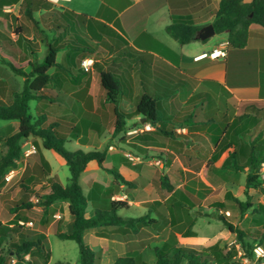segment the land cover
<instances>
[{"label": "crops", "instance_id": "0c3cea01", "mask_svg": "<svg viewBox=\"0 0 264 264\" xmlns=\"http://www.w3.org/2000/svg\"><path fill=\"white\" fill-rule=\"evenodd\" d=\"M244 1L249 2L251 0ZM218 3L219 0H62L57 3L47 0L44 4L42 0H28L26 4V0H0V101L4 100L3 92L13 94L15 91L21 90L24 84V77L23 80L18 78V76H22L12 70L11 63L22 67L26 72L31 70L32 64L42 63L50 43L63 44L66 39H71L73 33L76 34L74 28H77V26H68L64 20L65 17L71 19L75 15L86 16L81 20L85 21L82 25L85 28V37L88 39L86 42L90 44L97 41L102 43L108 40L106 36H99L97 33L99 29H102L103 24L116 28V23H119L120 28L117 27V30L127 41L121 51L123 55L108 51L98 52L105 53L102 59L110 62V65L104 67L99 63V69L111 71L124 77L123 86L126 89L129 88V91L132 90L131 96H126V98H133L134 102L136 97L143 91L142 83L146 85L150 93L161 95L167 93L168 90L173 91L172 95L163 100L166 108L165 115L169 117L178 106L186 109L185 116H189L198 111L199 105L204 108L199 115L208 113L209 108L213 107L212 104L214 106L216 104L215 110L219 109L217 106H220L222 101L226 99L237 105L241 101H264V26L252 23L249 28L247 45L239 50L229 48L228 32L215 33L207 39L198 38L192 42L182 44L166 31V27L173 22L191 23L201 26V28L213 24L216 20L215 11ZM26 8L32 11L38 23L37 28L35 27L38 32L32 31L31 26L28 27L30 24L23 21L22 15L25 14ZM28 20L33 24L30 18ZM23 23L27 25L28 29L25 30L22 27ZM14 25H16L15 30L17 31H11ZM222 45L227 46L228 54L226 57L198 58L201 54L209 53L214 48ZM94 54L82 56L81 49L70 50L65 48L60 50L57 61L63 68L54 67L49 70L50 74L55 75V83L48 87V90L52 92L50 97L53 101L41 99L42 104L48 107L50 105L61 106L62 103L68 102L70 108H82L84 114L93 115L94 118H106L107 120L109 113L114 115L111 113L110 108H105L102 112L97 110L98 104H104L106 99H98L96 92L99 90L102 97H106V95L100 83L98 65H95L96 62H100V59L96 60ZM40 57L42 59L39 61ZM87 57L93 58L95 61V67L93 66L90 71H86L81 64L82 60ZM169 75H172V78ZM135 87H137V92L134 91ZM122 99H125V97ZM189 106L191 110L188 111ZM112 117L116 120L115 116ZM49 118L48 114L46 122H49ZM125 119L138 120L140 124L147 123L142 121V116L136 114V111L130 117L126 116ZM205 120L202 116L195 117L196 122ZM191 121H194L193 118H191ZM80 122L76 123L74 129L77 133L76 137L83 140L85 137H82ZM54 123L60 124L49 122V125ZM167 123L169 125L177 122L173 119L168 120ZM179 124H182V129L186 135L190 134V139H192L191 134L207 136L206 138H210L212 142L216 138L215 132H211L213 126L194 124L193 122L191 124L180 122ZM10 125L17 131L19 121L5 120L0 123V128ZM158 126H153L154 130L152 131L138 134L143 146L151 147L147 145L151 143L149 141L153 134L158 133L156 131ZM90 127L101 130L100 134L103 132V128H99L100 125L97 121L92 123ZM29 140L28 138L25 142ZM35 140L41 139L34 138ZM2 141L0 137V145H2ZM31 144H34V142ZM217 149L218 146L213 144L210 158L214 159ZM108 155L107 152L104 162V166L107 168ZM42 156L48 161L41 151H39L38 157L33 155L35 161H38L40 166L45 167ZM92 163L82 173L81 184L90 168L91 170L100 168L98 165H92ZM217 163H219L218 160L214 162L215 165H218ZM50 167V171L46 168L48 170L45 175L47 180L43 181L41 185L39 184L41 181L33 177V174L28 175L26 178V181L32 180L34 182L31 187L34 188L35 193L27 199L34 203L33 206L29 209L17 210L18 215L15 217V213L12 211L13 208L26 198V194L20 188L21 196L17 199L11 197L16 204L7 210V213L4 212V215L0 213L3 222L13 225V222L20 218L19 222L32 223L31 225L25 224L27 228L32 226L30 229L44 232L47 236L48 231L54 225L57 228V234L59 232L68 233L71 230L72 216L67 201H56L49 208L47 216H45L43 208L36 200L39 199L41 194L47 193L48 190L44 189L39 197L35 199L37 190L52 179L53 168L51 164ZM11 170L13 180L18 174L19 168ZM120 171L122 172V170ZM123 176L127 180H134L128 178L125 174ZM12 180L7 181V184ZM90 181L92 182L90 192L96 191L100 197L95 203L94 210L90 208L89 201L86 209L87 217H91L95 209L106 202L105 190L112 187L110 182L113 180L108 181L107 178L106 181H101L93 178ZM9 191L10 189L1 192H7V197ZM169 197L170 195L165 200H168ZM127 201L131 208L137 207L145 210L148 208L143 214L149 213L151 218H155L157 220L156 227L160 225L161 216L165 217L164 213L153 210V206L157 204L155 200L127 199ZM161 203L165 204L163 201ZM167 209L168 215L166 217L172 220V214L169 208ZM102 234L106 236H101ZM116 234H118V228L115 226H100L85 230L84 240L97 254L95 264H113L117 258L128 255L126 243L115 238L114 235ZM146 248L149 249L145 247L139 250L135 247L133 254L142 256L147 251ZM110 252L113 255L111 258L109 257ZM28 257L27 255L26 258ZM11 258L14 259V257ZM142 259L148 264H152L156 260V256L154 258L150 257L149 260L144 259L142 256Z\"/></svg>", "mask_w": 264, "mask_h": 264}, {"label": "trees", "instance_id": "16d2710c", "mask_svg": "<svg viewBox=\"0 0 264 264\" xmlns=\"http://www.w3.org/2000/svg\"><path fill=\"white\" fill-rule=\"evenodd\" d=\"M26 0V4H27ZM46 4L47 0H42ZM216 20L213 25L216 33L228 32L229 48L233 50L243 49L248 42L249 28L252 23H258L264 26V0H251L245 2L244 0H219L218 7L215 11ZM25 14L33 22L37 28V21L34 18L30 9L25 10ZM85 15H75L74 18H66V25L74 27L75 25L85 23L81 18ZM88 21V20H86ZM102 29L98 30L99 36H106V42L97 41L90 44L86 41H79L76 39L75 44H70V38L66 39L63 44L50 43L48 45L47 54L42 63L32 64L29 72L24 71L22 67H18L11 63L12 70L24 77V84L21 90L13 93V102L5 104L0 101V120H18V130L7 136L4 139L5 152L0 158V186L6 173L11 169L19 167V163L23 158L22 143L30 137L35 139L39 138L42 141V146L47 150L54 151L61 160L68 166L70 171V183L63 185L58 180L50 179L49 183L42 186L43 189L48 190L47 193L41 194L38 204L43 208L44 215L47 216L49 208L56 201H67L69 203V210L72 216V226L68 233L59 232L57 235L61 239H69L77 242L79 246V264H95L97 254L94 249L85 242L84 232L88 228L93 227H107L115 226L118 228V234L114 235L115 238L126 243L128 255L119 257L113 264H148L144 261L139 254L134 255L133 250L135 247L145 248L148 247L156 256V260L152 264H240L239 260L235 259L238 254L236 245L239 244L244 252V256L252 259L254 249L257 246L264 247V232L259 233L253 237L252 233L247 230L239 229L223 214H216V219L222 221L224 226L236 235V242L232 245L220 246L214 244L205 250H198L190 246L172 245L168 241L157 240V220L151 218L149 213L139 216H126L122 212L129 211L131 206L127 199H113L112 187L105 190L106 206L108 207V200L110 209L105 210L100 207L95 209L91 217L86 216V209L89 205L90 196L84 192L80 178L82 173L86 170L91 162H95L100 168L107 170L113 174V184H125L132 186L135 184L134 180H127L117 169L106 168L104 162L107 157L108 146L100 150L95 149L88 152L83 150L71 151L65 147V140L60 137L59 129L60 124H51L44 127L46 122V115L39 116L38 119H33L29 112V102L31 100L53 99L50 97L52 94L48 90L50 85L55 83V75L50 74L51 68H63L57 61L58 52L62 49L68 48L73 50H82V56L94 54L98 52H115L119 55L122 54V48L127 44L123 35L117 30L120 28L119 23H116V28L103 24ZM201 26H197L186 22H173L166 27V31L182 44H186L197 40L198 32ZM30 42V40H28ZM228 48V51H229ZM228 54V53H227ZM99 70L100 83L105 91V99L107 102L114 105L113 114L116 117L115 131L120 132L124 130L126 125V116L119 110L118 104L120 100L126 95L123 89L124 77L115 74L111 71L99 69V63H95ZM123 87V88H122ZM142 93L136 97V114L145 118V122L150 123L152 126H158L156 131L167 136L174 137V131L167 129L168 120L176 119L178 116L177 109L169 117L165 115L166 108L164 107L163 100L173 94V91L158 95L156 93L148 92L146 85L142 83ZM264 104L262 100L256 101H241L239 105L232 104L233 108L240 109L246 106L253 111L244 114L243 117L235 116L231 121H228L230 115L226 114L225 119L228 121L227 128L224 135L231 133V140H224L220 135L216 134L213 141L218 148L220 154H224L222 158L214 156V160H218L219 165L226 169L247 171L245 193L246 200L242 201L233 197L231 193H227L229 198H233L239 206L241 214L250 208L264 215V204H254L251 202V190L261 191L264 193L263 180L260 175V167L264 162V153L258 154L254 144H248L249 152L245 163H239L241 154H245L247 149L245 146H240L238 149L237 138H242L241 134L246 130L255 126L259 122V118L254 113L261 112L264 108L259 105ZM230 114V113H229ZM195 114H191L184 118V124H189L191 118ZM250 118L253 124L249 125L243 123L242 120ZM218 120L214 117L206 119L205 121H197L194 124L207 125L208 123H216ZM189 126V125H187ZM247 131V132H248ZM225 138V137H224ZM244 138V137H243ZM245 139V138H244ZM242 140V139H241ZM243 141V140H242ZM253 143V142H252ZM37 151L34 156H39L40 145L37 140L34 141ZM229 148V149H227ZM232 149V150H230ZM232 151V152H231ZM218 158V159H217ZM45 167L50 171L49 162L42 156ZM33 182L32 180H30ZM168 179L163 178L164 186L167 185ZM28 183V184H27ZM21 189L26 194V198L20 203L16 204L13 208L15 217L18 215L17 210L24 208H31L33 202L28 201V197L35 193L34 188L30 186L29 182L21 185ZM171 190L167 191L168 196ZM109 195V196H108ZM169 197L168 199H170ZM161 201H155L160 204ZM218 207H224L223 203H218ZM17 218L13 225L3 222L0 218V264H9L8 259L14 257L15 264H47L51 258V250L49 246V239L44 232L31 233L30 229L19 222ZM194 225V224H193ZM106 236V235H101ZM179 240L182 244H194L199 242L198 232L192 227H188L185 232L180 235ZM251 239L249 241L247 239ZM264 249V248H263ZM29 256L26 258V256ZM264 259V256L261 257ZM59 264H71L69 262H60Z\"/></svg>", "mask_w": 264, "mask_h": 264}, {"label": "rangeland", "instance_id": "374dc122", "mask_svg": "<svg viewBox=\"0 0 264 264\" xmlns=\"http://www.w3.org/2000/svg\"><path fill=\"white\" fill-rule=\"evenodd\" d=\"M22 18L26 24H30L28 27L31 26L30 29L32 31H36L35 26L30 23L25 14L22 15ZM25 23L22 24V27L26 30L28 27ZM15 27L16 25L11 28V31H17ZM74 29L76 34L73 33L70 43L75 44L76 37L81 42L88 40L85 37V28L83 25L78 24L77 28ZM94 55L96 60L100 59L98 63L103 67L110 65V62H108L109 60L104 61L102 59L105 53H96ZM41 59L42 57L38 60L40 61ZM169 77L172 78V75H169ZM18 78L23 80V77L18 76ZM123 91L126 93L124 96L125 99L120 100L118 107L125 116L130 117L135 112V102L133 98L129 99L126 98V96H131L130 93L132 90L129 91V88L126 89V87H124ZM134 91L137 92V87L134 88ZM96 93L98 99H105V96L102 97V95H100L101 93L99 90ZM2 96L5 101H1L5 104H11L13 102L14 96L12 93L6 94L3 92ZM104 102V104H98V112H102L105 108H110L113 114L114 105L106 101ZM212 105L213 107L211 106L209 108L208 113H203V115H199L204 109L202 105H199L198 111L194 113L195 117L198 118L202 116V118L205 119H208V117L216 118L218 120L216 123L213 125L212 123H208L207 126H213L211 132L214 131L215 134L220 135V137H223L226 141L232 139V132L226 136L223 134L227 128L228 121H231L232 118L237 115L243 117L244 114L253 111L246 106H242L237 110V108L232 107V102H229L227 99L222 101L220 106H217L219 109L215 110L214 107H216V104L215 106L214 104ZM29 106V112L33 119H38L39 116L43 114H45L47 118L49 114V122L60 123V137L65 140V147L68 150H83L88 152L95 149L102 150L108 146V168H115L121 174L123 173L128 178L136 180L135 184L132 186H126L125 184L114 185L113 181H111L110 185L112 186L113 199L155 200L165 202V204L160 202L162 205L157 203L156 205L159 206L158 208L156 205L153 206V210L165 214V217L161 216V219L159 218L160 225L157 227L158 233L155 239L168 241L172 245L183 246L178 237L185 229L192 227L198 232L200 239L199 242L186 246L198 250H205L207 247L216 243L220 246H230L234 244L236 242V235L232 234L224 226L222 221L215 218L216 214L225 215L229 221L239 229L247 230L249 233H252L253 237L264 232V215L253 211L252 208L241 214L236 201L227 196L229 192L233 197L241 199L242 201L246 200L245 185L247 171H235L214 164L216 160L210 158L214 143L210 141V138H206L207 136L204 135L191 134L192 139H190V134L186 135L182 129V124H179L180 122L183 123V119L188 117L185 116L187 113L186 109H182L179 106L175 108L179 116L175 119L177 123H171L167 127L168 130L174 131V137H167L159 132L154 133L149 141L151 143L147 145L151 147H146L141 144L142 141L138 138V134L143 133L138 131V129L144 127L146 123L140 124L138 120H126L124 130L116 132L115 119L112 117L114 115H111L109 112L107 120L106 118H94L93 115L84 114V109L82 108H70L68 102L62 103L61 106L50 105L47 107L42 104L41 100H32ZM259 106L264 108V104ZM187 110H191V107L189 106ZM254 113L259 118V122L253 126L250 131L246 130L244 134H241V136L243 135L241 138L243 141L239 137H236L238 149L240 146H245L247 149L245 154H241L239 163H245L246 161V156L249 152L248 144H254V146L257 147L256 151L258 154L264 153V109L261 112L254 111ZM226 114L230 115L228 121L225 119ZM195 117H193L194 121H189V124L196 122ZM4 121L5 120H0V123ZM78 121H81L80 128L82 130V137H85L83 140H79L76 137L77 133H75L74 126ZM96 121L100 125L99 128H103L101 134V130L99 131L98 129L90 127V125ZM242 121L244 124L247 123L248 126L252 125L254 122L250 120V118ZM49 122H45L43 126H49ZM152 130H154L153 126L149 129H145V131ZM15 131L16 130H14V127L11 125L0 128L1 141ZM29 139L28 142L24 141L22 143L23 158L19 163L18 174L9 184H7L5 177L2 180V185L0 186V213H3V215L4 212L7 213V210L15 205L11 197L17 199L21 196V192L19 191L21 188L20 185L29 182L31 186L34 183L26 181L28 175L33 174V177H36L42 182L39 183L40 185L43 184V181L47 180L45 175L48 170L46 167L40 166L38 161H35L33 157L35 153L27 154L28 149L31 147V143L34 142L33 137ZM38 141L40 151L45 155L53 168L52 179L60 181L63 185H68L70 183V171L68 166L54 151L45 149L41 144V140ZM220 150V148L216 150V155L219 159L224 156V154H220ZM4 152L5 147L3 140L2 145H0V158ZM94 163L95 162H93L92 165H97ZM120 170H122V172ZM164 177L168 179L167 185L165 186L163 184ZM93 178L101 181H106L108 178V181H110L114 179V176L102 168H98L97 170H91L90 168L85 174L82 185L85 193L90 196V208H92V210H94L95 203L100 197L96 191L90 192V186L92 184L90 180H93ZM7 189H10V191L9 196L6 197L7 192H3V194L1 191H7ZM43 190L42 187L37 190L35 199L39 197ZM169 190H171V198L165 200L166 197H168L167 191ZM250 193L252 195V203L264 204L263 192L251 190ZM218 203H223L224 207L219 208ZM99 207L109 210V200L108 207L106 203L101 204ZM167 208H169L172 214V220L166 217L168 215ZM147 209L148 208H146V210ZM146 210L134 207L129 211L122 212V214L135 217L143 214ZM30 228H32V226H30L29 229ZM30 232L33 234L38 231L30 229ZM47 237L51 250V258L47 264H59L60 262L79 264V246L76 241L61 239L57 235V228L55 225L48 231ZM251 239L253 238L247 240L252 241ZM236 248L238 254L235 256V259L239 260L240 264H264V259H261L264 255H258L260 252L255 250L256 248L254 249L252 259L244 256V252L239 244L236 245ZM146 250L147 251L142 255L144 259L149 260L150 257H155L152 250L148 251L149 249L147 248ZM148 252L151 254L149 255ZM109 254H111L109 255L111 258V256H113L112 252ZM8 262L9 264H15V260L13 261L11 257L8 259Z\"/></svg>", "mask_w": 264, "mask_h": 264}, {"label": "built area", "instance_id": "2783aa9c", "mask_svg": "<svg viewBox=\"0 0 264 264\" xmlns=\"http://www.w3.org/2000/svg\"><path fill=\"white\" fill-rule=\"evenodd\" d=\"M52 3H57L60 2L62 0H49ZM227 55V46L226 45H222L219 47L214 48L211 52H205L203 54H201L198 58H202V57H211V58H219V57H226ZM94 59L93 58H85L82 60V66L86 71H90L91 68L94 65ZM152 125L150 123H146L144 124V127H141L138 129V131L140 132H144L145 129H149ZM37 151V148L35 146V144H31V147L28 149L27 154H31V153H35ZM260 175H261V179L263 180V185H264V162L262 163L261 167H260ZM13 178V174H12V170L7 173L5 175V179L7 181L12 180ZM37 201H39V199H37ZM21 224L25 225V224H29L31 225L32 223H27V222H20ZM258 252H260L258 255L263 254L264 255V249L261 246H257L256 249ZM15 260L14 263H16V259H13V261Z\"/></svg>", "mask_w": 264, "mask_h": 264}, {"label": "water", "instance_id": "95a60500", "mask_svg": "<svg viewBox=\"0 0 264 264\" xmlns=\"http://www.w3.org/2000/svg\"><path fill=\"white\" fill-rule=\"evenodd\" d=\"M215 33H216V29H215L214 25L213 24H209V25H207V26H205V27H203V28H201L199 30L197 37L199 39L204 40V39H207V38L211 37ZM142 121L145 122V118L144 117H142Z\"/></svg>", "mask_w": 264, "mask_h": 264}]
</instances>
